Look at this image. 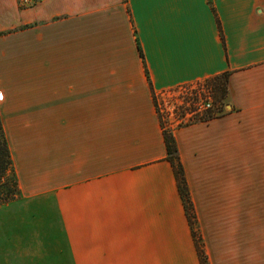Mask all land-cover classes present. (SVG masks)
<instances>
[{
    "label": "crops",
    "instance_id": "0c3cea01",
    "mask_svg": "<svg viewBox=\"0 0 264 264\" xmlns=\"http://www.w3.org/2000/svg\"><path fill=\"white\" fill-rule=\"evenodd\" d=\"M212 6L0 0L20 190L0 205L16 230L1 264H201L152 91L223 73L222 113L173 136L208 264H264V213L251 224L248 210L251 173L264 194V0Z\"/></svg>",
    "mask_w": 264,
    "mask_h": 264
},
{
    "label": "built area",
    "instance_id": "2783aa9c",
    "mask_svg": "<svg viewBox=\"0 0 264 264\" xmlns=\"http://www.w3.org/2000/svg\"><path fill=\"white\" fill-rule=\"evenodd\" d=\"M36 2L16 0L17 5L23 9L32 7ZM153 102L162 131L170 134L206 122L224 110L222 104L214 102V90L208 79L154 91Z\"/></svg>",
    "mask_w": 264,
    "mask_h": 264
},
{
    "label": "trees",
    "instance_id": "16d2710c",
    "mask_svg": "<svg viewBox=\"0 0 264 264\" xmlns=\"http://www.w3.org/2000/svg\"><path fill=\"white\" fill-rule=\"evenodd\" d=\"M208 2L211 6L212 11L214 12V8L212 6V0H208ZM216 21L218 24V20ZM218 28L220 31L219 24H218ZM137 49L139 52V56L141 57L143 61V54L141 52L138 42H137ZM145 73H147L146 69H145ZM212 79L215 82V85H214L215 91L219 93L220 99H222L226 93L228 73H223L221 75L213 77ZM153 94H154V91H152V97H153ZM162 133H163L162 134L163 141H164V145L166 149V159L170 162L173 168L174 175H175L176 182H177L178 192L180 194V197H181L184 209H185V213L187 215V219L191 227L193 237H195L196 239V246H197V251L200 256L201 264H208L207 257L202 247L201 238L196 237V228H195L196 216H195L194 208L191 202L189 190L187 187L184 169L179 159L178 150H177L174 136L173 134L167 133L165 131H162ZM19 194H20V190L17 184V178L14 172L9 147H8L7 140H6L3 128H2V123L0 120V205L17 198Z\"/></svg>",
    "mask_w": 264,
    "mask_h": 264
},
{
    "label": "rangeland",
    "instance_id": "374dc122",
    "mask_svg": "<svg viewBox=\"0 0 264 264\" xmlns=\"http://www.w3.org/2000/svg\"><path fill=\"white\" fill-rule=\"evenodd\" d=\"M207 79H208V82H210V84L212 85L213 90H214V102L218 105H221L223 102H222V99H220L219 93L217 91H215L214 80L212 78H207ZM175 132H177V131H175ZM249 193H250V197H249V202H248V210L251 213L250 221L252 224L253 222H255V223L259 222L260 221L259 216H261V214L264 213V194H263L261 188L258 186L257 177L254 176L252 173L250 176ZM197 226H198V224H197V219H196V224H195L196 229H197ZM13 231H16L14 229V226L12 224H10L9 226L2 224L1 217H0V247L2 246L3 243H5V244L10 243L12 245V242L14 241V239H13V233L14 232ZM21 231L22 230H20V232ZM8 232H10V233H8ZM196 237L200 238L198 231L196 232ZM1 253L2 252L0 251V255H1ZM0 264H1V257H0ZM9 264H19V262L12 260L10 258Z\"/></svg>",
    "mask_w": 264,
    "mask_h": 264
}]
</instances>
